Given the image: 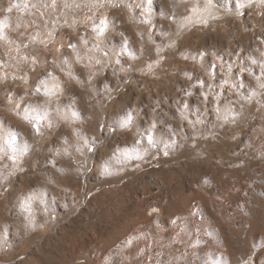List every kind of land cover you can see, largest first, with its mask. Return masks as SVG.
<instances>
[{"label":"rangeland","instance_id":"374dc122","mask_svg":"<svg viewBox=\"0 0 264 264\" xmlns=\"http://www.w3.org/2000/svg\"><path fill=\"white\" fill-rule=\"evenodd\" d=\"M0 122V264H24L21 218L2 205L65 160L94 171L111 155L170 157L158 138L179 155L264 139V0H0ZM236 150L253 181L264 155Z\"/></svg>","mask_w":264,"mask_h":264},{"label":"bare ground","instance_id":"6f19581e","mask_svg":"<svg viewBox=\"0 0 264 264\" xmlns=\"http://www.w3.org/2000/svg\"><path fill=\"white\" fill-rule=\"evenodd\" d=\"M256 101H250L252 108ZM254 129L264 136V127ZM191 133L206 134L203 128ZM174 144L157 139L156 148L170 154L159 160L153 155L94 159V171L83 169L84 157L67 159L54 175L33 178L40 189L8 196L2 206L9 218L3 219L7 223L14 212L21 218L24 264H111L112 258L115 264H264V169L250 181L251 167L236 150L246 147L260 160L264 139L202 140L193 153L182 155Z\"/></svg>","mask_w":264,"mask_h":264}]
</instances>
